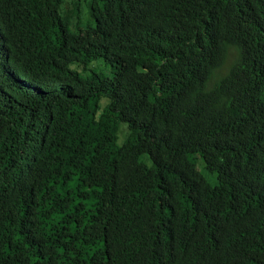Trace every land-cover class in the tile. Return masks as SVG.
<instances>
[{"label": "trees", "instance_id": "1", "mask_svg": "<svg viewBox=\"0 0 264 264\" xmlns=\"http://www.w3.org/2000/svg\"><path fill=\"white\" fill-rule=\"evenodd\" d=\"M65 2L0 0V264H264V0Z\"/></svg>", "mask_w": 264, "mask_h": 264}, {"label": "rangeland", "instance_id": "2", "mask_svg": "<svg viewBox=\"0 0 264 264\" xmlns=\"http://www.w3.org/2000/svg\"><path fill=\"white\" fill-rule=\"evenodd\" d=\"M65 11L67 14H70V11H71V5H70V2L69 0H66L65 2ZM83 9L85 11V15L84 16H79V18H82L83 21L80 22V26L82 27V33H83V36H82V40L83 41H94L95 38H94V35H93V31L91 29H85L84 28V25H86V9L85 7L83 6ZM88 22V21H87ZM232 49H229V51H231ZM197 167L200 169V167L197 165ZM206 178H207V175L205 174ZM209 180V182H211V179L210 178H207Z\"/></svg>", "mask_w": 264, "mask_h": 264}, {"label": "bare ground", "instance_id": "3", "mask_svg": "<svg viewBox=\"0 0 264 264\" xmlns=\"http://www.w3.org/2000/svg\"><path fill=\"white\" fill-rule=\"evenodd\" d=\"M236 262V261H235ZM241 264V263H240Z\"/></svg>", "mask_w": 264, "mask_h": 264}]
</instances>
